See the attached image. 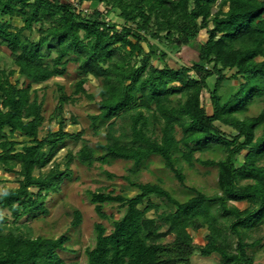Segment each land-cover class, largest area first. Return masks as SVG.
Instances as JSON below:
<instances>
[{
    "label": "trees",
    "instance_id": "obj_1",
    "mask_svg": "<svg viewBox=\"0 0 264 264\" xmlns=\"http://www.w3.org/2000/svg\"><path fill=\"white\" fill-rule=\"evenodd\" d=\"M78 2H98L105 8L85 11L63 0H0V47L10 51L14 65L0 66V168L19 175L18 186L0 194V264H68L61 254L74 251L68 246V234L34 237L8 229L9 219L2 210L8 208L15 221L27 214H47L46 199L72 177L74 158L89 166L97 161H133L135 171L153 156L160 157L182 185L186 175L180 158L191 167L196 163L218 167V191L210 194L186 186L192 195L180 200L162 183L123 176L139 190L132 197L103 189L89 192L97 214L112 228L95 224L96 242L86 249L87 264H191L197 253L219 254L224 264H264L253 253L262 245L259 232L264 226V111L239 116L256 98L264 97V0ZM116 10L120 24L108 17ZM15 18L21 19V26ZM204 29L207 38L197 60L177 68L166 64L167 52L160 43L179 49L194 42ZM34 32L39 34L37 40L32 39ZM153 59L165 64L156 65ZM71 61L80 74L75 95L94 99L85 85L89 76L101 81L99 112L90 117L96 131L100 122L108 124V140L96 147L85 142L77 155L68 154L67 167L62 169L56 162L59 151L67 138L80 139L82 133L66 131L61 117L57 131L40 136L44 100L34 84L65 75ZM228 69L236 72L228 76ZM16 73L28 82L20 85ZM212 76L216 81L210 88ZM230 78L238 79L239 86L223 102L222 88ZM58 88L62 116L74 95L67 94L62 84ZM206 89L211 114L202 100ZM120 117L128 119L129 131L116 135ZM217 122L231 127L234 134L228 136ZM15 133L29 139L20 149L10 136ZM216 145L224 150V158L196 156ZM153 195L172 208L160 211V205L149 199ZM242 202L249 206L241 208ZM110 203L126 208L124 215L109 214L105 206ZM153 209L157 215L150 217ZM82 221L83 214L76 209L72 225ZM204 227L209 233L200 245L191 230ZM170 236L173 240H166Z\"/></svg>",
    "mask_w": 264,
    "mask_h": 264
},
{
    "label": "rangeland",
    "instance_id": "obj_2",
    "mask_svg": "<svg viewBox=\"0 0 264 264\" xmlns=\"http://www.w3.org/2000/svg\"><path fill=\"white\" fill-rule=\"evenodd\" d=\"M68 1L76 5L80 10L91 11L94 8L104 10V5L98 2H84L79 4V0H63ZM217 8H215L216 10ZM116 13L112 12L108 15L109 19L115 21L117 24L122 22V19ZM14 23L17 26L22 25L20 18H15ZM30 33V32H27ZM32 39L37 40L39 34L34 32L31 34ZM207 38L206 30H202L197 39L189 45H183L179 49L169 48L166 45L160 43L161 49L167 52L165 59L166 64L172 67H179L182 64L191 65L198 59L201 43ZM153 42H156L152 40ZM153 63L159 66H163L165 63L160 62L157 59H153ZM0 66L1 67H14L13 59L10 55V51L6 47H0ZM228 76H231L236 69H228L225 71ZM15 79L20 80V85L28 82L24 76L16 73ZM80 78V74L77 69V64L71 61L68 65V71L63 76H56L49 81L34 84V87L39 89L40 98L44 100L43 114L45 121L40 129V136L43 137L49 130L57 131L60 127L61 117L64 119L65 130L71 133H82L80 139L67 138V145L62 148L57 157L56 162L60 164L62 169H65L68 162V154L72 152L77 155V152L86 142L92 147H96L98 142H107V123L100 122V128L96 131L92 125L90 115L97 114L99 107L97 101L100 99L98 92L101 85V81L93 76H89V80L86 83V88L89 93L94 94L95 98L91 99L86 94H74L75 84ZM216 81V76H212L208 79L209 87L213 88ZM64 85V90L69 95H74L73 100L67 102L64 105L62 116L59 114V96L60 90L58 85ZM239 80L236 78H230L225 81L222 88L223 102L227 101L230 96L238 89ZM203 104L209 114L213 112L210 92L208 89L203 94ZM264 111V97L256 98L251 104L249 109L239 114L241 118L246 116H256L260 112ZM77 120L75 122L74 120ZM128 119L120 117L117 119L115 134L121 135L123 131H129ZM217 125L228 136L234 134V130L217 122ZM159 130V129H158ZM260 133V131H259ZM12 138L19 142L17 146L19 149L29 142V139L22 136L19 133L11 134ZM177 136L181 138L182 131L177 129ZM225 152L220 145H216L212 151L209 152H197L196 156L203 158L221 159L225 157ZM239 160H243V154L238 155ZM179 164L182 167L186 175V185H182L179 180L174 176L163 163L162 159L158 156H153L146 163L142 164L135 171L133 161L116 159L110 162L101 163L95 162L89 166L79 161L78 157L74 158L70 165L72 170V177L67 179L62 189L58 192H54L48 195L46 199V205L49 212L47 214L40 213L38 216L31 214L24 215L20 220L15 221V217L8 208H4L2 212L8 217V229H14L31 236H53L57 237L63 233L70 236L68 246L74 251H62L61 254L65 257L68 264H87L86 249L92 247L96 242L95 224L104 223L108 230L112 228L110 222L106 219H102L96 212L94 204L91 202L89 192L103 189L114 194H122L126 197H132L139 190L136 187L131 186L123 176H130L132 179L139 182H153L162 183L167 189H169L173 195L180 199L186 200L192 195V192L186 186H195L210 194L218 191V167L205 166L200 163H196L191 167L182 158L179 160ZM53 164H50V168ZM20 166H17L19 169ZM38 173V170L37 172ZM18 174L6 173L3 168H0V194L4 192L6 188L18 186ZM33 191H37L36 187H32ZM151 201L160 205V211L170 210L171 205L164 199L151 196ZM241 208H246L249 203H238ZM147 206V201L141 205V208ZM78 209L83 214V221L78 226L72 225L74 217V211ZM105 210L109 214L114 215L115 218H120L124 215L126 208L120 206L117 203L106 204ZM217 212L216 209H214ZM150 217H155L157 214L154 209L148 212ZM194 237V241L197 244L204 245L207 242L206 236L209 233L206 227L199 229L198 231L191 230ZM256 235V234H255ZM262 237V245L253 250L255 259L257 262H264V226L259 232V236ZM173 236L168 237L166 240H173ZM191 264H224L219 254H212L211 256H202L197 253L192 257Z\"/></svg>",
    "mask_w": 264,
    "mask_h": 264
}]
</instances>
